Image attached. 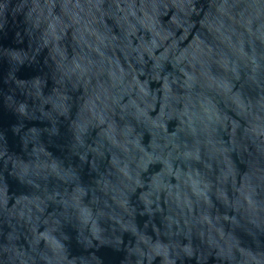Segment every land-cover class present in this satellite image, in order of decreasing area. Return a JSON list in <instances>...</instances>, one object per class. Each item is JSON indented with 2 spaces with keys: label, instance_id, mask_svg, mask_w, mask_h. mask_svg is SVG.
<instances>
[{
  "label": "water",
  "instance_id": "obj_1",
  "mask_svg": "<svg viewBox=\"0 0 264 264\" xmlns=\"http://www.w3.org/2000/svg\"><path fill=\"white\" fill-rule=\"evenodd\" d=\"M0 264H264V0H0Z\"/></svg>",
  "mask_w": 264,
  "mask_h": 264
}]
</instances>
